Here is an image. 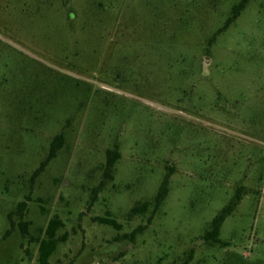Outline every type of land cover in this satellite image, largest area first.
I'll return each instance as SVG.
<instances>
[{
	"label": "rangeland",
	"instance_id": "374dc122",
	"mask_svg": "<svg viewBox=\"0 0 264 264\" xmlns=\"http://www.w3.org/2000/svg\"><path fill=\"white\" fill-rule=\"evenodd\" d=\"M239 2L0 0V264H39L54 217L49 264H264V0Z\"/></svg>",
	"mask_w": 264,
	"mask_h": 264
},
{
	"label": "trees",
	"instance_id": "16d2710c",
	"mask_svg": "<svg viewBox=\"0 0 264 264\" xmlns=\"http://www.w3.org/2000/svg\"><path fill=\"white\" fill-rule=\"evenodd\" d=\"M248 0H240L239 3L235 4L232 7V14L231 17L228 19L227 23L235 19L240 11L245 7ZM62 144V135L58 134L54 137L53 141L51 142L50 151L48 154V159L53 157L56 151L60 148ZM118 157V153L114 150L107 151V168L111 169L113 163ZM167 181H168V174H166L164 180L162 181L158 192L154 198L155 204H159L167 194ZM241 199V195L239 190L236 192L234 199L230 201L228 205L222 208L219 213L215 215L212 219L210 224V229L205 232L204 238L218 241V234L220 227L225 220V218L231 213L232 209L238 204ZM24 204V203H21ZM147 206V203L136 204L132 207V213H139L143 211ZM96 220L100 223L111 225L114 228H118L119 225L117 222L109 217H96ZM62 221L58 217H54L49 220L47 226L44 229L45 236L40 239L38 244V262L39 264H49V257L53 253V251L57 247L58 238L56 236L57 230L62 226Z\"/></svg>",
	"mask_w": 264,
	"mask_h": 264
}]
</instances>
